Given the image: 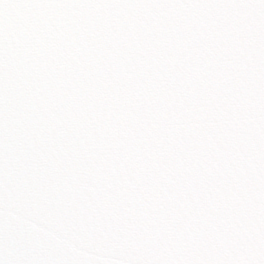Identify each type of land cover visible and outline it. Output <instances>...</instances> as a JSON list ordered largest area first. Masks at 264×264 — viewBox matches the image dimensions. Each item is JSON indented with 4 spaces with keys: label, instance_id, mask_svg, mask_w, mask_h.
I'll list each match as a JSON object with an SVG mask.
<instances>
[{
    "label": "snow or ice",
    "instance_id": "snow-or-ice-1",
    "mask_svg": "<svg viewBox=\"0 0 264 264\" xmlns=\"http://www.w3.org/2000/svg\"><path fill=\"white\" fill-rule=\"evenodd\" d=\"M0 264H264V0H0Z\"/></svg>",
    "mask_w": 264,
    "mask_h": 264
}]
</instances>
